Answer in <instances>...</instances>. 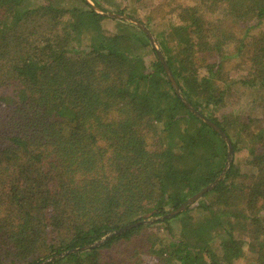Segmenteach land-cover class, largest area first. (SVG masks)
<instances>
[{"label": "trees", "instance_id": "1", "mask_svg": "<svg viewBox=\"0 0 264 264\" xmlns=\"http://www.w3.org/2000/svg\"><path fill=\"white\" fill-rule=\"evenodd\" d=\"M90 1L0 0V264H264V0Z\"/></svg>", "mask_w": 264, "mask_h": 264}, {"label": "rangeland", "instance_id": "2", "mask_svg": "<svg viewBox=\"0 0 264 264\" xmlns=\"http://www.w3.org/2000/svg\"><path fill=\"white\" fill-rule=\"evenodd\" d=\"M129 1H130V3H129ZM189 1L190 0H113V2H115V4L120 9L126 8V11L130 12V13L133 10H136L135 14L137 16H139V18H141L143 21L137 17L136 18L134 17L135 21L144 27H146V23L144 22L146 19L144 16L149 10H153V14H154V18H155V20L151 22V26H156V24H158V23L165 26L166 20H167V22H169V17L171 19L174 18L172 13L170 16L167 15L169 8L171 6L173 8L174 5L176 6L178 4L185 6V4H188ZM142 5H145L147 7H141ZM177 11H178V8H176L174 13L176 14ZM109 24L107 22H104V26L108 30H111V29L113 30V28H114L113 23L110 25ZM233 27H235L234 30L236 32H241L243 30V28H241L240 24L238 26L233 25ZM238 73H239V71H236V69L232 68L231 65L228 66L227 76L234 77V76H237ZM232 87L233 88L231 89L230 99H229L232 101V105L230 106V108H228V110H226L227 113H229V112H236L237 113V111L244 112V111L249 110L252 112L251 114L258 116L259 115L258 110L255 109V106H251L249 104V100L251 98V93L249 91H246L243 86L239 85V83L233 85ZM253 94H255V93H253ZM248 161H249V158H248L247 162ZM247 166H245L246 167L245 169L250 170V168H248ZM143 260L145 262H153L154 258H152L150 255L144 254ZM239 264H246V263L241 261V262H239Z\"/></svg>", "mask_w": 264, "mask_h": 264}, {"label": "water", "instance_id": "3", "mask_svg": "<svg viewBox=\"0 0 264 264\" xmlns=\"http://www.w3.org/2000/svg\"><path fill=\"white\" fill-rule=\"evenodd\" d=\"M88 2H90V3H92L90 0H88ZM116 16H118V17H122V18H124V19H129V20H131V21H133V22H136L134 19H132V18H129V17H127L126 15H116ZM137 23V22H136ZM145 30L147 29L146 27H144V26H142ZM168 74H169V76H170V78L172 79V75L170 74V72H168ZM176 86V85H175ZM177 88V87H176ZM219 132H221V134H223V136H224V133H223V131L221 130V128L220 127H218V126H216V125H214V124H212ZM225 138H226V136H225ZM228 144H229V155H228V160H227V163H229L230 162V160H231V156H232V147H231V143H230V141H228ZM218 180H216V182H217ZM216 182H214V183H212V184H209L207 187H205L203 190H201L200 192H198L197 194H195L194 196H192L189 200H187L184 204L186 205V204H189V203H192L194 200H196L197 198H199L205 191H207L208 189H210L211 187H213V185L216 183ZM183 208V206H180L177 210H175V211H173V212H171V213H169L168 215L169 216H172V215H174V214H176L177 212H179L181 209ZM141 222H145V220H142ZM135 224H137V223H132V224H129V225H126V226H124V227H122V228H120V229H117L116 231H114V232H112L111 234H109L107 237H110V236H112V235H115V234H117V233H120L122 230H124V229H127L128 227H130V226H132V225H135ZM60 255H62V253L61 254H57L56 256H54V257H58V256H60ZM54 257H52V258H54Z\"/></svg>", "mask_w": 264, "mask_h": 264}]
</instances>
